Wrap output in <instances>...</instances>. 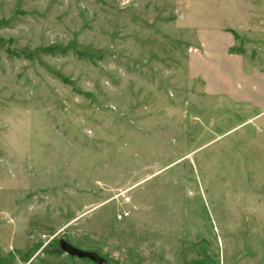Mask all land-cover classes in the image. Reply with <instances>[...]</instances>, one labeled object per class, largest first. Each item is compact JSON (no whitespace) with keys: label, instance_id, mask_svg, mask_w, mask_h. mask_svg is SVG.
I'll use <instances>...</instances> for the list:
<instances>
[{"label":"rangeland","instance_id":"374dc122","mask_svg":"<svg viewBox=\"0 0 264 264\" xmlns=\"http://www.w3.org/2000/svg\"><path fill=\"white\" fill-rule=\"evenodd\" d=\"M231 1L264 67V0H0V264H264V118L193 75Z\"/></svg>","mask_w":264,"mask_h":264},{"label":"crops","instance_id":"0c3cea01","mask_svg":"<svg viewBox=\"0 0 264 264\" xmlns=\"http://www.w3.org/2000/svg\"><path fill=\"white\" fill-rule=\"evenodd\" d=\"M231 2H234L231 4H235L237 9L238 5L244 7L242 21L233 24L223 23L226 22V17L220 14L223 18L222 24L212 28H199L195 42L200 63L199 69L193 72V75L203 83L205 95L225 99L231 106L244 107L249 113L245 122L253 123L264 118V67L258 65V62L245 64L241 55L231 52L234 45L233 32L243 29L248 24L249 15L244 4ZM226 24L228 30L224 28ZM190 66L189 61V69ZM230 75L245 81V88L238 90L237 85L233 89L230 86Z\"/></svg>","mask_w":264,"mask_h":264},{"label":"water","instance_id":"95a60500","mask_svg":"<svg viewBox=\"0 0 264 264\" xmlns=\"http://www.w3.org/2000/svg\"><path fill=\"white\" fill-rule=\"evenodd\" d=\"M59 249L70 257L77 259H85L95 264H102L104 259L98 256L95 252L80 250L64 239L58 241Z\"/></svg>","mask_w":264,"mask_h":264},{"label":"built area","instance_id":"2783aa9c","mask_svg":"<svg viewBox=\"0 0 264 264\" xmlns=\"http://www.w3.org/2000/svg\"><path fill=\"white\" fill-rule=\"evenodd\" d=\"M127 215H128L127 213H122V214H119V215L117 216V218H118V219H122V218L126 217Z\"/></svg>","mask_w":264,"mask_h":264},{"label":"trees","instance_id":"16d2710c","mask_svg":"<svg viewBox=\"0 0 264 264\" xmlns=\"http://www.w3.org/2000/svg\"><path fill=\"white\" fill-rule=\"evenodd\" d=\"M1 259H2V258L0 257V262H1Z\"/></svg>","mask_w":264,"mask_h":264}]
</instances>
